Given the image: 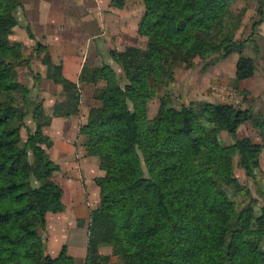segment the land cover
<instances>
[{
    "label": "trees",
    "instance_id": "1",
    "mask_svg": "<svg viewBox=\"0 0 264 264\" xmlns=\"http://www.w3.org/2000/svg\"><path fill=\"white\" fill-rule=\"evenodd\" d=\"M128 1L112 5L122 9ZM237 1L143 0L138 33L146 47L111 52L129 84L109 65L84 67L81 83L105 87L95 90L101 106L92 109L80 134L107 171L96 180L101 202L91 214L87 264H109L111 257L101 254L106 246L119 264H264V206L257 210L233 165L239 155L263 198L264 115L229 104L173 109L164 97L158 116L148 119V102L174 84L179 66L190 69L196 58L237 52L236 82L254 77L256 61L243 53L264 22V0H258L259 20L245 41L236 39L245 17L233 9ZM20 5L0 0V264H75L66 249L57 258L46 255L40 234L48 213L64 211L63 189L53 179L60 167L44 148L50 138L43 130L52 117L41 104L32 111L36 130L25 144L18 140L30 106V90L17 71L25 46L11 40ZM47 78L66 92L77 90L62 66H53ZM76 113L70 108L54 116ZM246 122L259 130L261 143L249 137L221 143L220 132L235 134ZM228 189L248 194L250 202L239 206Z\"/></svg>",
    "mask_w": 264,
    "mask_h": 264
},
{
    "label": "crops",
    "instance_id": "2",
    "mask_svg": "<svg viewBox=\"0 0 264 264\" xmlns=\"http://www.w3.org/2000/svg\"><path fill=\"white\" fill-rule=\"evenodd\" d=\"M112 2L113 0H20L19 9L24 11L27 26L33 34L30 41L34 40L46 47L41 52H49L52 58L50 62L61 64L64 76L77 84V88L83 85L85 91H90L94 88L92 84L80 82L83 66L87 63L99 68L105 62L103 57L110 50L133 45L139 39V23L145 14L143 0H129L122 9L115 8ZM253 40L260 43L261 59L258 61V58H253L257 66L254 77L237 85L240 91L248 93L249 101L252 102L251 106L243 108L254 110L255 107L261 110L264 109V22L257 28ZM25 44L28 42L25 41ZM239 59L240 55L235 53L228 57L229 63L235 67V78ZM44 74L40 78L45 83L44 95L55 101L50 92L54 90L60 93V89L55 88L61 87L46 79ZM218 76L224 77V69ZM229 76L233 77V73ZM85 101L91 104L90 107L86 106L88 109L85 104L78 105L76 115L53 118L51 126L45 130L47 134L55 135L52 136V159L60 166L66 180L64 185L61 183L64 190V211L48 213L46 216L45 253L57 258L66 249L75 264H87L90 235L88 203L93 207L99 204L100 190L95 180L105 174L98 158L89 156L87 148L79 144L80 127L89 118V114H86L91 107L93 109L99 106L96 100ZM51 107L56 106L54 104ZM263 157L264 153L261 161ZM69 183L72 187H69ZM106 249L107 247L102 248L101 254H105Z\"/></svg>",
    "mask_w": 264,
    "mask_h": 264
},
{
    "label": "rangeland",
    "instance_id": "3",
    "mask_svg": "<svg viewBox=\"0 0 264 264\" xmlns=\"http://www.w3.org/2000/svg\"><path fill=\"white\" fill-rule=\"evenodd\" d=\"M258 6H259L258 0H238L233 5V9L235 11L237 12L242 11L243 13H245L243 25L236 36L237 41H245L250 38L253 32L252 30L253 25L256 21L259 20ZM16 18L18 21V25L14 28V34L12 35L11 40L13 42H22L24 40V42L22 43L25 46V49L23 50V64L17 68L18 80L20 81L22 85L26 86L30 90V97H29L30 106L28 108V115L25 118L24 124L20 126V131L18 134V140L23 145L26 143L29 134L33 133L36 130V124L34 122L33 113H32L35 104H41L45 113L48 116L52 117V120L53 118H66V117H56L54 116V112L56 110L76 108L77 113H78V107H77L78 105L83 106L85 104L84 105L85 107L87 105L88 107H90L91 104L88 101H85V99H89V101H91V99L92 101L96 100L94 99L95 90L97 88H100V89L104 88L105 83L101 82L97 86L92 84L94 88H92L90 91L89 90L85 91V88L83 87V85H81V87L77 88V90L73 92H69V93L68 92L65 93L63 87L59 85L61 88H55V87L54 88L60 89L59 90L60 93H57V91L51 90L50 93L55 98V101H51L50 99L52 98H49V97L47 98L44 95V92L46 91L44 89L45 83L42 82L40 78H42L41 75L45 73L44 77L48 79L47 78L48 71L53 66H62V65L59 63H55L54 61L50 62L52 58L49 52L38 51L39 44L35 43L34 40L30 41L31 39L30 35L33 36V34L30 28L27 26V19H26V15L23 10L18 9V11L16 12ZM138 31H139V28H138ZM138 38L139 39L137 43H134L133 45H130V46H127V45L121 46V48L119 49H112L108 53L107 55L108 57L107 56L103 57L105 59L104 61L106 62V63L104 62L103 65L104 64L109 65L117 73L118 77L123 78V83L125 84H129V82L128 80L125 79V73L123 71V68L112 58L111 52L113 51L122 52V51H125L129 47L145 48L147 44V39L144 37H141L140 35ZM25 41L28 42L27 45L25 44ZM235 54L238 55L239 53L236 52ZM243 56L249 57V58L253 56L252 58L256 60L258 58V61H260L261 59L259 58L261 56L260 55V43H257L256 40H254V42H248L246 45V49L244 50ZM50 63L52 66H50ZM103 65H101L100 67H102ZM85 66L91 67L89 64L86 63L83 66V69ZM91 68H96V67H91ZM222 69H224V77L220 78L218 75L222 71ZM231 72L233 73V77L229 76ZM234 72H235V67H232V65L229 63L228 57L220 58L219 56H213L212 58L208 60L196 58L194 60L193 67L190 69L186 68L183 65L179 66L178 69L176 70L174 84L170 85L167 88L160 89L158 95L148 102V119L151 121V120H154V118L158 116L160 107H161V99L164 97L171 100V107L173 109H181L184 106H190V105L198 107L202 103L229 104V105H232L240 109H250V108H243V107L251 106L250 103L252 102L249 101L250 100L248 98L249 95L246 91L239 90ZM134 75L136 77L138 74L135 73ZM16 97L19 98L21 97V95H17ZM98 102H99L98 107H100L101 101H98ZM54 104L56 107L54 108L51 107L52 110H50L51 109L50 106ZM88 107L86 108L88 109ZM98 107H94V108H98ZM91 108L87 114L85 113L86 115L89 114L90 116L91 111H92ZM252 111L256 116L260 114L264 115V109L259 110L254 107V110ZM51 124H52V121H51ZM51 124L45 127L43 132L48 138H50V143L46 145L44 148L47 152L48 157L53 161L52 153H51L52 146H53V139H52L53 135L51 136L47 134L45 131L48 127L51 126ZM84 125H82L81 127H83ZM81 127H80V130H81ZM80 130H79V137H78L79 144L84 146L83 138L80 134ZM248 137L251 138L256 143H261L260 132L254 126L252 122H246L245 124H243L235 134H229L226 132H220L219 134V139L221 143L225 146L233 145L236 141L243 139V138H248ZM263 153H264V150H263ZM240 162H241V157L239 155H236L233 158L234 175L239 180L242 186L248 187L250 189V194L252 198L256 199L258 202L257 207H256L258 210L260 207L264 206V197L262 198L259 196L258 190H257L258 186H257L256 181L250 179L247 176L245 170L240 166ZM54 163L56 164V162ZM261 168L264 171V157H263V160L261 161ZM104 172H105L104 176H100L98 178L106 177L107 171L104 170ZM259 177H262V174L259 173ZM53 179L61 187H62L61 183L64 185L66 182V180H64L63 174L61 173V170L55 173ZM96 180H95V183H96ZM68 185L69 187H72L71 183H69ZM228 192L231 194L233 200L239 206L247 205L250 202L251 197L246 193H235L231 189H228ZM63 193H64V190H63ZM63 198H64V194H63ZM100 202H101V192H100ZM100 202L95 207H93V205L88 203L87 213L90 216V221H91L92 212L100 206ZM45 227L46 226H44L41 229L40 234L46 246ZM106 247H107L106 253L103 255L111 257V261L109 264H119L118 258H116L113 255L112 246H106ZM99 264H108V263L101 262Z\"/></svg>",
    "mask_w": 264,
    "mask_h": 264
}]
</instances>
